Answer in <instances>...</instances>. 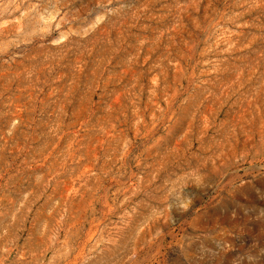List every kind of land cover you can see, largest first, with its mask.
Segmentation results:
<instances>
[{"label": "rangeland", "instance_id": "374dc122", "mask_svg": "<svg viewBox=\"0 0 264 264\" xmlns=\"http://www.w3.org/2000/svg\"><path fill=\"white\" fill-rule=\"evenodd\" d=\"M0 264H264V0H0Z\"/></svg>", "mask_w": 264, "mask_h": 264}]
</instances>
